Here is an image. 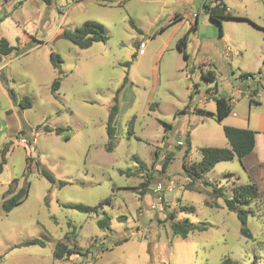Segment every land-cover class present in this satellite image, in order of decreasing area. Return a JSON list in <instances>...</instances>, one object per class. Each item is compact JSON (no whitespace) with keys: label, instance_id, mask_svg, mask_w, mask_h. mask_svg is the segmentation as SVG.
Returning <instances> with one entry per match:
<instances>
[{"label":"rangeland","instance_id":"rangeland-1","mask_svg":"<svg viewBox=\"0 0 264 264\" xmlns=\"http://www.w3.org/2000/svg\"><path fill=\"white\" fill-rule=\"evenodd\" d=\"M222 2L235 19L222 21L220 37L202 8L208 0H0L8 13L2 31L12 42L15 33L28 35L0 58V87L8 96L0 95V149L10 147L0 174V264H220L224 258L264 264V0ZM195 17L184 60L175 45ZM87 21L103 26L104 42L79 49L60 37ZM49 53L62 59L54 94ZM207 61L213 81L200 77ZM243 73L253 77L241 81ZM11 92L18 104L28 98L30 107L19 108ZM116 95L114 148L107 151ZM219 97L235 102L222 121L215 116ZM44 126L69 128V139ZM224 127L253 131L254 153L219 162L191 182L183 163L199 162L204 147L229 148ZM10 183V190L27 188V197L4 215ZM246 184L259 192L247 207L252 239L240 234L223 200L212 197L213 187L231 198L233 188ZM105 198L111 201L97 214L63 207H92ZM104 217L108 228L97 225ZM183 220L206 230L183 239L171 228ZM33 239L44 246L24 245ZM59 241L85 255L54 260Z\"/></svg>","mask_w":264,"mask_h":264},{"label":"trees","instance_id":"trees-1","mask_svg":"<svg viewBox=\"0 0 264 264\" xmlns=\"http://www.w3.org/2000/svg\"><path fill=\"white\" fill-rule=\"evenodd\" d=\"M46 5H50L51 0H42ZM204 12L207 14L209 21L211 24L215 25L218 28V34L222 37V21L235 19L230 12L227 10L226 6L223 4L222 0H213L209 1V3H204L202 5ZM6 18L3 17V19ZM2 19V20H3ZM0 20V22L2 21ZM179 19L175 20L177 22ZM131 26L137 31V29L133 22H130ZM197 17H195L193 25H190L187 32L177 40L176 49L179 53L182 54L184 60L187 59V55L185 53V47L188 42V36L191 32L197 31ZM105 30L102 25L93 21H87L83 23L80 27L76 28L74 31L63 30L60 34V37L64 40H67L72 45L76 46L79 49H87L92 46L94 43L104 42ZM18 43V40H16ZM17 49L16 46H10L7 39L3 36H0V58L3 56H10ZM49 61L53 67V69L57 73V77L51 83L50 91L54 94L58 91L60 87L61 81V63L62 59L58 54L49 53ZM136 58V55L132 56L131 61L124 63L123 65L129 67L131 63ZM213 72H207L205 69H201V78L207 81L215 80ZM253 77L250 73H243L239 76L241 81L251 79ZM127 77L124 78L123 83H127ZM10 97L14 104H16L19 108L25 109L30 107V102L28 98H23L19 104L16 101L14 94L11 92ZM114 103L110 108L107 122H106V136L108 139L107 151H112L114 148V139H115V128H114V120L118 113V99L117 95L114 97ZM216 101V119L218 121H222L226 118L230 112L231 107L229 106V99L224 97H219L215 99ZM39 129V126L36 128ZM43 131L46 133H54L55 135L62 136L64 140L69 139L70 132L69 128H50L48 126L43 127ZM223 134L225 139L229 144V148H214V147H204L200 149L201 159L197 163H193L190 166H187L185 163L182 165V169L184 174L190 179L191 182H195L196 180L202 178L204 172L211 170L217 163L224 161H231L234 158L238 160H242L246 156L250 155L255 146V133L251 130L247 129H238L234 127H224ZM22 134L18 133V138H21ZM23 139V138H22ZM28 144H31L29 142ZM186 144L189 146V138H186ZM10 147L7 144H4L0 149V174L2 173L3 166L6 164V156L9 152ZM26 161H30V158H27ZM41 175L45 177L49 182L54 183V179L50 174L46 171L42 170ZM11 183H16V179L12 180ZM8 185L6 193L10 194L9 197L5 198L1 204V210L3 214H8L14 207L20 204L27 197V188L22 187L15 191V189L10 190V185ZM66 182H59V186L66 185ZM148 183L142 182L140 184V189L144 190L147 188ZM143 191H141V195ZM5 196V195H4ZM259 196L258 188L254 184H246L233 188V194L231 198H226L224 196L223 190L218 187L212 188V197L214 199H222L224 202V206L227 211L232 212L236 215V218L240 222V234L247 238L252 239V235L249 230L246 228V221L249 215L253 216V211L249 207L251 201L257 199ZM110 198H105L101 200L97 205L89 207L83 206L80 204H67L63 205L65 208H70L76 210L81 213L86 214H97L99 210L103 208L104 205H108L110 203ZM178 211H190L194 212L193 207H179ZM109 218L104 217L102 220L97 222V225L101 228H108ZM172 231L175 235L185 239L187 236L193 232H202L206 230V226L204 225H194L187 220L173 222L171 224ZM68 235V234H67ZM65 236L67 238L68 236ZM125 241V240H123ZM25 246L29 245H39L41 247L44 246V243L41 240L33 239L24 242ZM85 254L81 252L77 246L73 248H69L66 244L59 241L57 242L54 251H53V259L54 260H68L71 256H84ZM220 264H236L229 258H224ZM254 264V263H252Z\"/></svg>","mask_w":264,"mask_h":264},{"label":"crops","instance_id":"crops-1","mask_svg":"<svg viewBox=\"0 0 264 264\" xmlns=\"http://www.w3.org/2000/svg\"><path fill=\"white\" fill-rule=\"evenodd\" d=\"M208 1H213V0H208ZM6 4H7V2H6ZM3 10H4V6L3 5H0V13H3ZM3 14H5V15H8V13L7 12H4ZM8 18L6 19H4L3 21H1L0 22V36H3V37H5L6 39H7V41H8V43H9V45L10 46H15V43H17L16 42V40H23L24 38H26L28 35H26L24 32H22V33H15V42H12L10 39H9V37L2 31V26H3V24H5V23H8ZM182 19H179L177 22H180ZM190 27V26H189ZM162 49H164V47H162L161 49H160V53L162 52ZM159 53V54H160ZM205 64H208L209 66H211V61H207L206 63H203V64H201V67L199 68V73H200V77H201V69L203 68V69H205V71H207V72H212V70H210V69H206L205 67ZM0 69H1V67H0ZM215 78V77H214ZM5 90H3L1 87H0V95L3 97V98H6V97H8L7 96V94H6V92H4ZM239 93H240V91H238ZM227 99H229V106L231 107V105H233L235 102H234V100H232V99H230L229 97L227 98ZM1 132H3V130H1L0 129V133ZM17 134L18 133H20L19 131H17L16 132ZM9 139H11V137H8ZM20 139V142H21V138H19ZM23 140V139H22ZM12 144V143H11ZM255 147H256V141H255V146H254V149H253V151L255 150ZM252 151V153H254ZM259 154L261 155V156H264V147H262V146H260L259 147ZM264 158V157H263Z\"/></svg>","mask_w":264,"mask_h":264},{"label":"built area","instance_id":"built-area-1","mask_svg":"<svg viewBox=\"0 0 264 264\" xmlns=\"http://www.w3.org/2000/svg\"><path fill=\"white\" fill-rule=\"evenodd\" d=\"M23 141H24V140L21 139V143H24Z\"/></svg>","mask_w":264,"mask_h":264}]
</instances>
